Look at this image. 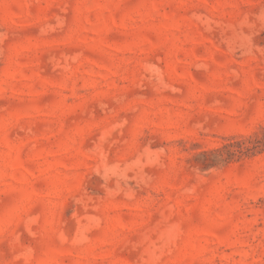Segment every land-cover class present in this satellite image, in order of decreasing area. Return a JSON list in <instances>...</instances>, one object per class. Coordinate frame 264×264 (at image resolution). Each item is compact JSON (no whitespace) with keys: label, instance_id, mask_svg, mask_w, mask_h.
<instances>
[{"label":"rangeland","instance_id":"1","mask_svg":"<svg viewBox=\"0 0 264 264\" xmlns=\"http://www.w3.org/2000/svg\"><path fill=\"white\" fill-rule=\"evenodd\" d=\"M0 264H264V0H0Z\"/></svg>","mask_w":264,"mask_h":264}]
</instances>
